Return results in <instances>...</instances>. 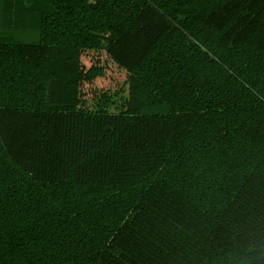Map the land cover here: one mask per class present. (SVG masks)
Here are the masks:
<instances>
[{
	"label": "trees",
	"instance_id": "16d2710c",
	"mask_svg": "<svg viewBox=\"0 0 264 264\" xmlns=\"http://www.w3.org/2000/svg\"><path fill=\"white\" fill-rule=\"evenodd\" d=\"M0 264H264V0H0Z\"/></svg>",
	"mask_w": 264,
	"mask_h": 264
},
{
	"label": "rangeland",
	"instance_id": "374dc122",
	"mask_svg": "<svg viewBox=\"0 0 264 264\" xmlns=\"http://www.w3.org/2000/svg\"><path fill=\"white\" fill-rule=\"evenodd\" d=\"M38 15L22 17V27H12L16 39L27 43L40 41ZM81 68L100 67V74L92 79H80V106L96 109H123L129 94V74L120 67L105 50L84 49L81 52Z\"/></svg>",
	"mask_w": 264,
	"mask_h": 264
}]
</instances>
